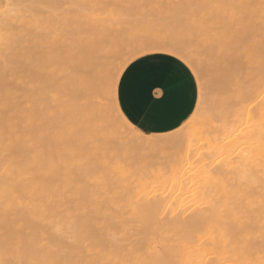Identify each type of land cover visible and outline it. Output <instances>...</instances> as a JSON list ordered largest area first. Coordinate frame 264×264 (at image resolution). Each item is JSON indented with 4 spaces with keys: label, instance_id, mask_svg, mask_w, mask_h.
<instances>
[{
    "label": "bare ground",
    "instance_id": "bare-ground-1",
    "mask_svg": "<svg viewBox=\"0 0 264 264\" xmlns=\"http://www.w3.org/2000/svg\"><path fill=\"white\" fill-rule=\"evenodd\" d=\"M120 1L113 0L114 5ZM201 1L209 7L201 23L213 32L197 28V38L215 50L208 60L192 58L202 74L214 72L230 83L232 100L222 96L213 80L206 104L200 102L184 132L145 135L123 134L111 105L100 100L106 73H115L122 62L112 59L125 51L127 60L142 39L120 40L121 22L131 14L108 9L105 0H0V39L36 22L21 4L77 6L59 11L54 22L31 37L12 32L17 47L10 57L35 52L52 81L41 91L26 89L23 102L32 107L22 108L15 92L5 87V50L0 47V204L9 198L18 202L23 194L33 199L37 211L54 209L49 220L57 226L70 227L85 216L97 221L109 246L57 257L68 264H264V0ZM177 50L191 57L188 47ZM72 67L80 71L76 86L70 79ZM49 93L58 102L55 112L48 110ZM117 95L118 89L115 112L124 116ZM213 116L218 125L212 124ZM187 132L190 138L183 145ZM169 143L177 146L174 155L158 165L167 170L152 179L143 153ZM132 150L139 151L136 158L143 166L142 171L137 164L135 174L131 166L136 168L137 153L132 156ZM129 158L134 165L125 163ZM202 201L209 209H202ZM191 202L202 203L195 210L186 207ZM184 206L190 207L189 214L182 212ZM80 207L85 208L80 210L83 217L71 213ZM4 245L0 221V260L6 258Z\"/></svg>",
    "mask_w": 264,
    "mask_h": 264
},
{
    "label": "snow or ice",
    "instance_id": "snow-or-ice-1",
    "mask_svg": "<svg viewBox=\"0 0 264 264\" xmlns=\"http://www.w3.org/2000/svg\"><path fill=\"white\" fill-rule=\"evenodd\" d=\"M18 7L28 9L30 17H35L36 22L34 24L26 22L25 29H12L11 32H8L7 39H0V47L5 50L3 56L4 83L6 88L15 92L16 97L19 98L17 102L20 103L22 108H30L32 107L31 102H23L26 89L28 87H47L52 84V81L47 77L48 68L37 60L35 52L15 59L10 57V53L17 47L12 32L31 37L33 32H42L46 23L54 22L59 15V11H62L65 7L77 6L41 3L21 4ZM142 7L163 8L164 5L152 4L143 5ZM38 9L45 11H38ZM88 26H91V24ZM43 38L42 36L41 39ZM182 43L184 47L188 46L186 38ZM180 44L181 41L177 40L176 37L169 36L164 32L158 33L155 37L149 36L138 41L139 46L132 56L122 61L120 68L110 75L109 80L104 82L105 93L100 97L101 102L111 105L112 111L115 112V99L113 96L118 89L117 76L121 74V70H128L124 68L128 60L148 57L152 54H163L177 60L181 69L186 70L196 79L200 89V102L206 104L209 89L202 71L192 58L196 53L193 51L190 57L184 51H178ZM82 75L90 79V74ZM118 122L122 123L125 132L138 131L135 123L130 118L119 116ZM147 131L148 129L145 128L144 132ZM18 191H23V185ZM54 214V209L37 211L33 199L23 194L20 195L18 202L9 198L3 204H0V221L4 226L6 255L4 260H0V264H68L66 260L57 257L68 252L86 251L91 253L94 250L109 246L108 238L104 236L102 231L97 230L102 227L97 221L85 216L75 221L72 226L63 227L50 222L49 215ZM37 254H45L46 256L51 254V258L29 259V256ZM74 264H92V262L90 260H80L74 262ZM96 264H100V262L97 261Z\"/></svg>",
    "mask_w": 264,
    "mask_h": 264
},
{
    "label": "rangeland",
    "instance_id": "rangeland-1",
    "mask_svg": "<svg viewBox=\"0 0 264 264\" xmlns=\"http://www.w3.org/2000/svg\"><path fill=\"white\" fill-rule=\"evenodd\" d=\"M105 1H106V3H104V5L106 6V4H107L106 7L108 9H110V10L113 8L114 9H121V10H123V12L125 14L126 13L131 14L130 16L129 15L124 16V20H122L121 25L119 27V29H120V31H119L120 40L123 38V41L125 40L126 43L129 42L133 38L132 36H139V37L141 36L143 39V38H148L149 36L155 37V36H157L158 33L164 32V33L169 34V36H174L177 38V40L181 41L180 45H183L182 42L186 38L187 45H188L187 47L190 50V54H192V52L194 51L196 53L194 58H196L200 61L208 60L209 59L208 53L213 52L215 50V49H213L211 51L208 50L207 45H206L207 42H204L201 39L197 38L198 35L200 34V32L197 30V28H202L206 32H208V31L213 32L212 27L210 25L206 24V22L201 23V22H203L202 17L203 18L206 17V15H204V13L208 12V10H209V7L207 5H201V3H202L201 0H122L123 4H121L122 1H120L118 3L120 5H118V4L114 5L113 0H105ZM93 3H95V2H92V4ZM152 4L164 5V7L163 8H151V7L144 8V7H142L143 5H152ZM66 5H69V4L66 3ZM177 5H178V7H177ZM68 8H71V7H68ZM142 39H140V40H142ZM123 54L125 56H123L121 54L118 57V55H119L118 54L115 58L112 59V61H114V62L116 61V63H120L126 57L125 51L123 52ZM109 68H110V66H108L107 69H109ZM203 72H204L203 78H204L205 82L207 83V86H211V84H213V82H212L213 80L214 81L218 80L219 82L217 81V83H218V86L220 88V91L222 92V96L226 97L227 99L231 98L230 96H232V91L230 90V83L229 82H227L226 80L224 81V80H220L218 78H215L214 72H212V74L211 73L207 74V72L205 70H203ZM79 74H80V71L78 69H75L74 67H72L71 73H70V76H71L70 79H72L73 86H76V82H77ZM106 77H107L106 81L110 79V75L109 74L107 75V73H106ZM120 78H121V75H118L117 79H119V81H120ZM213 86H214V84H213ZM39 90L41 91V87H39ZM198 93H199V96H198V102H197V106H196L195 111L197 110V108L200 104L199 84H198ZM68 96H69V98L72 99L74 97V92L70 90L68 92ZM47 98H48V100H47L48 110L49 111L52 110L53 112H55L57 107H58V102L54 99L53 93H49V97H47ZM117 99H118V95H117ZM231 100L232 99H228V102H230ZM115 105H116V102H115ZM195 111H194V113H195ZM194 113L192 114V116L189 119H191L194 116ZM112 115L115 119L116 125L121 128L120 131L123 133L124 129H123L121 123L118 122V117H117L116 112L112 111ZM189 119H188V121H189ZM210 119L212 120V124L218 125V121H217V118L215 116H213ZM186 123H187V121H186ZM186 123L184 125H186ZM184 125L182 127H180L178 130H176V133H179V131L181 129H184ZM182 131L184 132L185 129L181 130L180 132H182ZM124 133H126V132H124ZM168 134H171V133H168ZM129 135H132V132ZM164 135H167V134H164ZM189 138H190V135L187 132V135L185 136L184 141L182 142L183 145L188 143ZM116 141L119 142L120 140H116ZM115 142H114V144H118ZM195 143H197V142H195ZM114 144H113V146H114ZM116 147H117V145H116ZM118 147H119V145H118ZM176 147L177 146L174 143H169L168 145H166L164 147L154 149L151 151H146L143 153L144 156H142V157L145 158V160L148 162V163L145 162L144 165L148 164V167L151 170L154 168V166H156L152 171L150 170L151 172L146 170L147 166L144 167L145 168L144 170H146V172H148V175L152 176L151 177L152 179H155L156 178L155 176H157L160 173H163V172H165V170H167L166 169L167 167H163V166H165V164L162 166V168H160L161 166L159 167L158 165L166 163L167 160H169L171 157H173L170 155L171 154L174 155V150H176ZM130 153L132 156L137 153V155L134 157L135 160L137 161V163L135 162L136 163L135 167H136L137 164L139 165V163H138L139 161L137 160L136 157H140L141 155L139 154L138 150H132V151H130ZM134 158H133V161H134ZM131 160L132 159L129 158V160L125 161V163L126 164L127 163L133 164V162H130ZM121 163H123V161H120V164ZM125 163H123L125 166V169H126V166L128 169L129 165H126ZM149 163H150V166H149ZM151 164H152L153 168L151 167ZM140 165H141V163H140ZM140 165L137 167H140V170H142L143 166H140ZM142 165H143V163H142ZM133 167L134 166H131L132 169L131 168H129V169H131L132 172L134 170L133 174H135V172L136 171L138 172L139 170H137L138 169L137 167L134 169H133ZM135 169H136V171H135ZM162 169H164V171ZM131 170L129 171V173L131 172ZM160 170L163 172H161ZM142 171H140L141 174H143ZM127 172H128V170H127ZM146 172H144V174H146ZM133 174H132L133 178H136V176L138 174H139V176L141 175L140 173H136L137 175H135V177H134ZM102 197H100V199H103ZM202 202H205L206 204H204ZM202 202H200V205H198L199 203H197V205H196V203L194 204V202L193 203L191 202V203L186 204V207H187V205H192V206H190V207H192L191 209H195V208H197V206H201V203H202V209H209L210 206H208V208L206 207L207 201H202ZM208 202H209L208 204L210 205V201H208ZM193 205H195V207H193ZM204 205L206 208L204 207ZM184 207H183L182 212H185V213L189 212L188 210L190 209V207L189 206H188L189 208H186V207L184 208ZM198 208L201 209V207H198ZM84 209L83 208L81 209V207H80V209H78L79 211L73 210V211H71V213L73 214V212L75 211L76 216L81 217L82 211H80V210H84ZM113 210H114V212L111 209L109 213L114 214L115 209H113ZM195 210H197V209H195ZM190 212H191V210H190ZM189 213H187V214H189ZM79 214H81V215L79 216ZM76 216H73V220L79 219Z\"/></svg>",
    "mask_w": 264,
    "mask_h": 264
},
{
    "label": "crops",
    "instance_id": "crops-1",
    "mask_svg": "<svg viewBox=\"0 0 264 264\" xmlns=\"http://www.w3.org/2000/svg\"><path fill=\"white\" fill-rule=\"evenodd\" d=\"M126 69L118 84V104L138 131L145 135L172 133L192 116L198 84L177 60L152 54L136 59Z\"/></svg>",
    "mask_w": 264,
    "mask_h": 264
}]
</instances>
